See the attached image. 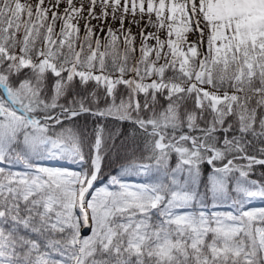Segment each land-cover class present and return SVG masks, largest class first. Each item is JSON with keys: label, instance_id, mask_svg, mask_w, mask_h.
Here are the masks:
<instances>
[{"label": "trees", "instance_id": "obj_1", "mask_svg": "<svg viewBox=\"0 0 264 264\" xmlns=\"http://www.w3.org/2000/svg\"><path fill=\"white\" fill-rule=\"evenodd\" d=\"M7 10L0 4V31L11 22ZM18 22L19 19H13V23ZM24 40L22 48L33 59L39 57L42 48L48 54L57 49L62 59L71 57L80 67L101 69L108 74H118L122 68L127 73L136 72V53L132 46L124 51L120 40L112 37L106 43L103 54L96 58L92 50L93 34L89 33L77 57V41L60 46V42H55L54 35L50 32L48 18L43 15L34 23L28 20ZM248 56L256 57L257 71L253 78L237 79L232 64L208 57L201 82L218 90L264 92V51L256 52L255 55V47L248 44L241 50V57L244 60ZM151 74L164 80L185 81L175 65L153 67ZM0 81L7 85L21 105L30 107L31 115L51 116L62 109L91 110L130 120H106L90 113L75 116L64 114L54 121L44 122L42 133L72 147L83 159V155L88 154L93 146L89 133L94 126L103 125L104 136L99 154L107 157L108 170L129 169L135 163L149 162L152 164L149 179L151 183L160 186L161 193L166 196L175 191L190 193L198 204L210 206L215 183L213 180L209 182L208 178L218 175L223 178L222 183L228 193L220 199L233 200L240 207L245 200V189L250 184V179L257 180L264 186V164L244 158L264 159V105L261 99L256 103L252 97L243 96L231 111L226 108L215 113L204 96H201L202 105L199 107L195 90L171 96L154 90L135 94L133 84L129 82L118 84L109 93L100 82L79 79L67 73L54 75L41 68H18L15 61L4 56H0ZM244 99L246 104L243 103ZM113 127L123 131V137L115 141L118 149L114 148L109 135ZM152 129H157L162 134L161 141L165 145L175 143L181 136L188 134L196 145L204 148L195 149L189 140L184 139L169 149L159 151L156 144L159 133L151 132ZM211 148L217 153L213 165L222 169L221 171L210 169L206 162L208 157L213 156ZM9 151L10 147L5 155L7 160ZM12 155L29 157L21 149H15ZM229 161L231 163L226 170L224 167ZM194 164L199 165L195 166L196 173H191L189 165ZM5 197L10 202L13 197H18L21 207L24 205V198L11 194H0V203ZM155 218L156 215L153 216ZM124 227L119 222L114 224L112 230L116 236L113 244L106 250L104 245L99 246L96 252L99 259H95V263L91 259L85 264H264L256 237L248 233L238 239L243 251L237 254L225 249L224 242L217 234L209 232L197 243L176 235L172 254L164 259L150 241L141 250L130 247ZM246 228L245 231L250 230ZM2 237H5V241H0L4 243L0 245V264H33L34 256L29 251H18V242L10 232L3 231ZM51 238V242L61 245L67 257L73 254L74 249L70 247L72 237L65 242L59 232H54ZM30 252L43 254L44 249ZM17 258L19 259L14 260Z\"/></svg>", "mask_w": 264, "mask_h": 264}, {"label": "rangeland", "instance_id": "obj_2", "mask_svg": "<svg viewBox=\"0 0 264 264\" xmlns=\"http://www.w3.org/2000/svg\"><path fill=\"white\" fill-rule=\"evenodd\" d=\"M0 1L5 8L11 5L10 16L20 18L18 23L10 22L0 31V56L15 61L18 68L43 65L56 74L67 70L80 79L99 81L109 91L118 83L129 81L133 82L136 93L154 90L171 96L194 89L210 101L214 110L220 112L226 107L230 108L243 96L252 97L256 103L261 99L264 104V92L261 90H217L209 84L200 83L197 79L203 61L211 53L217 61L226 60L228 64H232L237 79L254 76L256 72L254 56L246 57L244 62L239 51L248 44L255 47V53L257 50L264 51V0ZM40 13L48 15L51 27L56 32V39L62 43L71 39L81 41L89 30L95 31V41L98 44L105 43L112 35L122 40L123 47L127 42H131L129 44L137 54V64L138 61L139 63L140 60L142 61L137 66L138 72L127 74L121 71L117 75H108L103 71L77 67L75 63H70V59L67 65L62 66L57 64L58 60L63 61L55 51L49 54H43L41 51L39 58L34 61L22 48V43L27 21L34 19ZM157 56H160L165 64L176 61L179 73L187 80L168 81L156 75L152 76L151 66L156 64ZM243 103H247L246 99ZM5 111V118L0 120L2 130L8 124L14 123L16 130L24 134L22 136L24 143L36 141L35 146H38L41 153L49 147H54L62 149L70 158L77 156L56 140L43 138L40 132H35L36 135L32 134L28 130L31 125L24 118L7 107ZM99 145L101 146V143ZM214 160L211 156L206 162L209 165L213 164ZM0 162H5L1 156ZM64 163L69 164L68 161ZM198 165H189L190 172L196 173L195 166ZM23 166V162H17L11 163L10 168H6V172L0 168V194L5 196L11 192L23 198L35 195L36 190L32 187L34 177L27 172L21 174ZM145 168L149 169V165L139 164L130 167L127 175L130 179H135L139 177L136 169L143 171ZM211 169L217 172L222 170L218 167ZM182 172L184 173V169ZM56 175L59 178L56 186L61 191L67 190L73 199H78L77 188L84 183V176H80L77 180L71 172L56 173ZM212 180L215 183L214 201L208 208L204 204H198L196 198L188 193L175 192L170 196L163 195L160 193V187L155 184H151L146 192L130 189L131 196L120 199L112 205L105 217L106 226L103 230L98 229L95 234L82 239L77 233L75 242L72 240L70 246L74 249L72 255L67 257L61 245L51 242L44 248L43 254L36 255L29 250V254L34 256L32 262L33 264H69V262L85 264L91 259L94 262L95 259H99L96 254L99 246L104 245L106 250L113 244L116 233L112 228L118 222L120 225H125V237L134 250H141L150 241V244L160 249L164 256L170 254L176 235L198 240L209 232L220 235L226 244L248 233L255 236L261 249H264L263 185L257 182L250 184L245 191V201L239 208L234 201L220 199L222 195H228L222 183L223 178L213 175L208 178L209 182ZM69 211L72 212L74 209L70 208ZM154 215L157 218L153 219ZM245 227L250 230L245 231ZM2 234L3 231H0V241L5 239ZM3 244L0 242V245ZM233 245V243L227 244L226 248L231 250Z\"/></svg>", "mask_w": 264, "mask_h": 264}, {"label": "snow or ice", "instance_id": "obj_3", "mask_svg": "<svg viewBox=\"0 0 264 264\" xmlns=\"http://www.w3.org/2000/svg\"><path fill=\"white\" fill-rule=\"evenodd\" d=\"M0 135L10 146L8 163H22L18 155L13 157L12 151L23 150L24 134L16 130L14 123H10L0 131ZM89 135L93 146L88 154L83 155V159L79 155L70 158L62 149L54 147H49L35 159L26 157L29 163L24 164L21 174L27 172L34 177L32 187L36 190L35 195L26 196L23 207L18 197H13L11 202L5 197L0 203V231L10 232L15 237L18 251L39 252L49 246L54 232H59L65 242L69 237L75 242L77 233L81 239L89 237L98 229H104L105 217L112 205L131 196L130 189L149 190L150 169H136L139 177L135 179L129 178L127 169L108 170L107 157L100 155L98 149L103 142V128L96 125ZM109 135L114 148L118 149L115 141L123 137V131L113 127ZM65 161L69 164H65ZM208 166L210 169L214 167L212 163ZM68 172L77 180L80 176L85 178L77 188L78 199H73L67 190L61 191L56 186L59 179L56 173ZM70 208L74 211L70 212Z\"/></svg>", "mask_w": 264, "mask_h": 264}, {"label": "water", "instance_id": "obj_4", "mask_svg": "<svg viewBox=\"0 0 264 264\" xmlns=\"http://www.w3.org/2000/svg\"><path fill=\"white\" fill-rule=\"evenodd\" d=\"M0 115H2V110H1V108H0Z\"/></svg>", "mask_w": 264, "mask_h": 264}]
</instances>
